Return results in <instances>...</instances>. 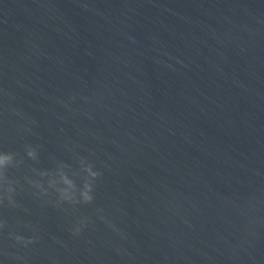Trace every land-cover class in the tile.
<instances>
[{
    "label": "water",
    "instance_id": "95a60500",
    "mask_svg": "<svg viewBox=\"0 0 264 264\" xmlns=\"http://www.w3.org/2000/svg\"><path fill=\"white\" fill-rule=\"evenodd\" d=\"M5 156L0 264H264V0H0Z\"/></svg>",
    "mask_w": 264,
    "mask_h": 264
},
{
    "label": "clouds",
    "instance_id": "9594fccd",
    "mask_svg": "<svg viewBox=\"0 0 264 264\" xmlns=\"http://www.w3.org/2000/svg\"><path fill=\"white\" fill-rule=\"evenodd\" d=\"M32 155V153H29ZM9 157H0V164L4 163L6 159ZM101 175L100 172L93 170V166L90 165L89 172L86 174L85 178L82 180V184L78 185L75 180L69 181L70 187H75L78 190V194L73 197L71 194H69L66 190L61 193L60 200L71 203V204H77V203H92L94 200V183L95 180ZM86 226L83 221L80 222L78 226H76L73 231L74 234L79 235L82 227ZM15 240L18 242H23L25 245L32 243V239H25L22 236H15Z\"/></svg>",
    "mask_w": 264,
    "mask_h": 264
}]
</instances>
